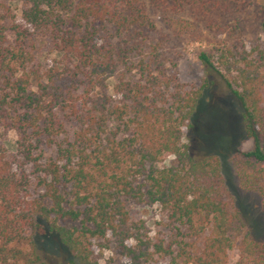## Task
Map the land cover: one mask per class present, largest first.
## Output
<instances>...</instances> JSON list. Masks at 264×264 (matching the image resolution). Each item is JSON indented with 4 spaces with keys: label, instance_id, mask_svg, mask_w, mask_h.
<instances>
[{
    "label": "trees",
    "instance_id": "1",
    "mask_svg": "<svg viewBox=\"0 0 264 264\" xmlns=\"http://www.w3.org/2000/svg\"><path fill=\"white\" fill-rule=\"evenodd\" d=\"M13 3L0 0V128L16 135L14 155L0 153V264H45L35 243L42 233L56 235L72 264H107L109 241L126 264L156 254L227 264L232 251L235 264H264V242L248 233L218 157L195 160L183 142L201 88L164 66L169 35L151 19L190 10L228 33L215 60L199 58L239 104L252 146L233 162L242 189L264 205V45H246L226 19L222 3L235 1L19 0L18 13ZM167 25L191 31L187 20ZM37 39L59 57L48 67L33 62ZM153 203L167 213L168 246L131 217L132 206Z\"/></svg>",
    "mask_w": 264,
    "mask_h": 264
},
{
    "label": "rangeland",
    "instance_id": "2",
    "mask_svg": "<svg viewBox=\"0 0 264 264\" xmlns=\"http://www.w3.org/2000/svg\"><path fill=\"white\" fill-rule=\"evenodd\" d=\"M235 4L222 3L226 6L224 15L229 20L233 18L237 23L239 37L250 45L256 38L264 45V31L260 21L264 19V0H234ZM18 13L19 0L12 4ZM224 18H217L216 22ZM151 19L157 29L169 35V44L164 51V66L173 71V65L180 82L189 88H201L200 97L190 117L188 126L184 128L183 142L187 145L189 154L199 160L205 156L215 155L221 165V172L225 184L232 194L241 218L251 238L264 242V205L262 198L253 191L242 189L236 174L233 156L238 150H248L252 146L250 139L245 138L240 107L231 94L224 77L203 64L199 55L206 53L215 60L220 41L227 37V32L217 26L207 28L205 19H199L190 10L180 13H151ZM168 19H183L189 22L191 31L180 34L177 29L170 30ZM227 30V29H225ZM59 57L53 51L46 39L36 40L34 63L41 68L50 66ZM111 79L108 80V83ZM110 90V86H109ZM66 136L69 137L76 128L71 122L66 124ZM61 139V138H60ZM16 135L13 131L0 128V153L10 158L15 153ZM44 156L52 155L53 149L45 144L41 146ZM167 161L162 164L165 165ZM131 217L143 220L147 236L162 239L165 246L174 242L173 231L168 224L167 213L158 203L143 206H132ZM36 253L40 262L45 264H72L71 256L60 245L56 235L42 233L35 236ZM108 249H104L100 258L101 263L126 264L125 259L114 248L112 241L108 242ZM171 255L156 254L145 264H172ZM236 251L230 252L228 263L235 264ZM178 264L181 258H176ZM75 264H79L75 262ZM192 264V263H189Z\"/></svg>",
    "mask_w": 264,
    "mask_h": 264
}]
</instances>
